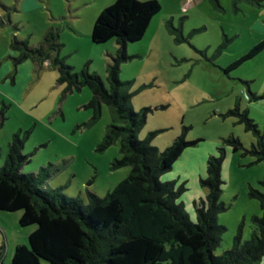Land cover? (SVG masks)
<instances>
[{"label":"rangeland","instance_id":"rangeland-1","mask_svg":"<svg viewBox=\"0 0 264 264\" xmlns=\"http://www.w3.org/2000/svg\"><path fill=\"white\" fill-rule=\"evenodd\" d=\"M115 1L28 0L22 5L21 0H0V167L12 134L29 132L22 154L30 158L22 173L45 169L48 178L41 190L61 189L65 197L78 198L84 205L87 193L102 198L131 172L129 167L111 169L120 158L119 142L100 149L111 123L109 110L102 105L94 120L87 108L88 88L64 93L56 71L46 63L37 66L28 59L14 67L18 54L9 46L13 38L28 39L35 46L49 28L58 30L63 44L59 58L75 71L87 63L89 72L101 77L107 88L105 69L116 44L114 40L93 44L91 30L99 14ZM156 1L161 9L143 38L127 44L130 60L121 64L119 79L133 82L131 92L145 87L132 99L135 111L150 110L139 140L160 131L151 145L163 151L186 127L185 140L198 141L161 177L184 184L183 201L206 194L199 185L207 176L206 161L219 157L218 148H224L220 200L228 209L217 216V223L226 232L215 250L221 255L231 248L241 222L242 238L247 241L254 231L251 217L261 216L258 202L248 197V187L264 193L260 184L264 162L256 163L243 151L233 152L222 141L232 136L245 149L256 141L237 118L224 116L235 103L261 132L264 129V99L260 98L264 95V48L224 73L228 65L264 42V0L262 8L241 2L238 12L232 0H217L219 9L207 0ZM222 43L226 46L217 53ZM249 94L259 99L249 100ZM21 214L0 212V264H11L15 246H28V236L36 228L21 227Z\"/></svg>","mask_w":264,"mask_h":264},{"label":"trees","instance_id":"trees-1","mask_svg":"<svg viewBox=\"0 0 264 264\" xmlns=\"http://www.w3.org/2000/svg\"><path fill=\"white\" fill-rule=\"evenodd\" d=\"M207 1L219 9L217 0ZM262 1L232 0V6L235 12L241 2L262 8ZM160 9L156 0H116L99 14L91 30L92 43L114 40L116 44L115 54L105 69L107 88L101 77L89 72L87 63L75 71L59 58L63 44L58 30L49 28L35 46L28 39H12L9 47L18 54L13 59L14 67L28 59L37 66L46 63L56 71L57 82L65 86L64 93L88 88L91 99L87 108L92 110L94 120L99 118L101 106H107L111 123L100 149L119 142L120 158L112 162L111 169L129 167L131 172L102 198L87 193L84 205L78 198L65 197L61 189L41 190L48 178L45 169L22 173L30 158L22 154L29 132L18 130L12 134L0 167V212H21L19 225L36 228L28 236V246H15L11 264H260L264 259V193L250 186L248 197L256 200L261 210L260 217H251L253 233L243 241L241 222L231 248L221 255L215 253L226 232L217 223V216L228 209L220 200L223 147L218 148L219 157L207 159V176L199 180L206 194L186 202L182 200L187 191L184 184L162 181L161 177L169 174L185 150L198 141L185 140L186 127L163 151L151 145L160 131L138 139L150 110L135 111L132 99L145 87L131 92L133 82L119 79L120 66L130 60L127 44L143 38ZM226 43L219 46L217 53ZM263 48L264 42L255 45L228 65L224 73L237 69ZM260 98L264 99V95ZM256 99V95L249 94V100ZM224 116L237 118L256 141L249 149L232 136L223 144L230 145L233 152L243 151V156L253 157L256 163L264 162V129L261 132L247 112L240 111L238 103ZM260 184L264 187V181Z\"/></svg>","mask_w":264,"mask_h":264},{"label":"crops","instance_id":"crops-1","mask_svg":"<svg viewBox=\"0 0 264 264\" xmlns=\"http://www.w3.org/2000/svg\"><path fill=\"white\" fill-rule=\"evenodd\" d=\"M26 1H28V0H21V4L23 5V3L24 2H26ZM167 180H169V179H167ZM200 195H202V196H204L205 194H200ZM201 197V196H200ZM199 198V197H198ZM197 199V198H196ZM189 201H192V200H189ZM264 260V259H263ZM260 264H264V261H261V263Z\"/></svg>","mask_w":264,"mask_h":264}]
</instances>
